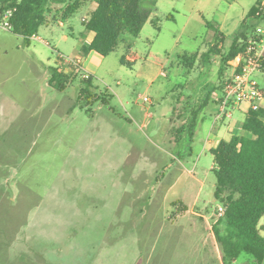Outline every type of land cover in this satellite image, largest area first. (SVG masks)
Segmentation results:
<instances>
[{"label":"rangeland","instance_id":"obj_1","mask_svg":"<svg viewBox=\"0 0 264 264\" xmlns=\"http://www.w3.org/2000/svg\"><path fill=\"white\" fill-rule=\"evenodd\" d=\"M255 1L159 0L157 28L147 20L99 64L76 50L90 3L27 42L0 27V264H256L246 253L224 263L207 230L220 202L204 145L219 53ZM212 43L203 65L180 63ZM60 56L82 68L62 88L49 83ZM228 110L215 130L225 140L245 104Z\"/></svg>","mask_w":264,"mask_h":264},{"label":"trees","instance_id":"obj_2","mask_svg":"<svg viewBox=\"0 0 264 264\" xmlns=\"http://www.w3.org/2000/svg\"><path fill=\"white\" fill-rule=\"evenodd\" d=\"M262 1H255L232 34L228 48L219 53L220 81L217 86L208 90L209 94L214 91L222 93L228 61L245 48L255 28L264 25ZM90 2H95V8L90 11L84 25L87 31L93 33V37L89 44L83 45L82 51L84 54L95 51L103 57L115 51L123 36H138L150 12L156 9V0H0V16L11 10L10 31L24 37L27 42L48 20L64 22ZM163 18L172 19L173 16L167 14ZM157 21L154 18L151 23L156 26ZM215 34V39L217 34L224 35L219 30ZM213 46L214 43L201 53L196 51L180 55V63L192 70L200 57L203 65L210 60ZM56 63L49 83L62 88L61 79L69 80L80 71L71 64L64 65L60 57ZM120 63L130 66L133 61L123 55ZM90 78L91 76L84 80L89 81ZM86 95L92 96L86 88L81 87L79 97ZM192 125L193 123L190 125V135ZM240 128L248 135H232L227 140H220L216 147L209 150L215 176L214 197L223 208V213L212 230L224 263L246 253L254 258L256 264H262L264 236L260 234V229L263 228L260 219L264 217V108L248 109Z\"/></svg>","mask_w":264,"mask_h":264},{"label":"built area","instance_id":"obj_3","mask_svg":"<svg viewBox=\"0 0 264 264\" xmlns=\"http://www.w3.org/2000/svg\"><path fill=\"white\" fill-rule=\"evenodd\" d=\"M264 14V0L261 6ZM12 11H6L0 16V27L10 29L9 17ZM32 37H37L36 34ZM39 38V37H38ZM64 65H73L77 71L81 72L80 62L73 58L60 56ZM232 72L226 77L220 99L218 100L219 110L217 117L231 118L229 108H234L245 104V112L248 109L256 110L260 106L259 100L264 97V90L260 88L253 74H264V25H258L251 37L246 42L245 48L238 53L232 60L228 61ZM91 75L88 71L82 73L84 79ZM241 129V128H240ZM223 208L219 206L218 215L221 216Z\"/></svg>","mask_w":264,"mask_h":264},{"label":"crops","instance_id":"obj_4","mask_svg":"<svg viewBox=\"0 0 264 264\" xmlns=\"http://www.w3.org/2000/svg\"><path fill=\"white\" fill-rule=\"evenodd\" d=\"M158 2H159V0H156V9L155 10H153L152 12H150V14H149V17H148V21H150L151 22V20L153 19V17L155 16V18H157V15H156V12L158 11ZM87 8H89V13H90V11L91 10H93L94 8H95V2H90V4L87 6ZM88 17H89V14H88ZM82 20H85L86 21V19L85 18H83ZM92 37H93V33L92 32H90V33H88L87 34V36L84 38H82L81 39V41H80V43L76 46V50H81L82 51V47H83V45L84 44H89V42L91 41V39H92ZM124 40V39H123ZM130 43L131 42H124L123 43V45H125V47L126 48H129V46H130ZM75 50V51H76ZM86 55V54H85ZM87 55L89 56V59L90 60H92L93 62H94V64H99L100 62H101V57H103L102 55H100V54H98V53H96L95 51H90V52H88L87 53ZM126 58L127 59H129V60H131L132 61V59L134 58V56L133 57H130L129 55L127 56L126 55ZM81 64V63H80ZM81 66V65H80ZM210 84L212 85L213 83H211L210 82ZM209 84V85H210ZM211 85L209 86V88L211 87ZM209 90H211V88L209 89ZM221 94V93H220ZM221 96V95H220ZM220 99V97H218V98H215V100H216V102H217V106H218V110H219V104H218V100ZM259 104H260V106L261 107H263L264 108V97L263 98H261L260 100H259ZM244 113H245V111H243ZM217 115H218V112L215 114V117H214V124H213V127H212V129L211 130H213V133H212V131L208 134V136H207V138H206V141H205V148L207 147V149L208 150H210L211 148H214V147H216L217 146V144H218V142L220 141V140H222V139H224L223 138V136H220V135H218L217 133H216V129H218V128H220V125H223L224 124V119L226 118H224V117H217ZM244 115V114H243ZM238 121H236L235 122V124H229L227 127H226V131L227 132H229V134H230V137L232 136V135H235V134H239V135H244V136H247L248 135V133L247 132H245L244 130H242V129H240V126H237L238 125ZM241 123H239V125H240ZM239 127V128H238ZM211 135H213V137H211ZM229 137V138H230ZM216 222H214L213 223V225L215 224ZM212 225V226H213ZM212 226H210V227H207V230L209 231L211 228H212ZM262 227H264V224H262ZM211 234H212V236H213V238H215L214 240H215V243L217 242V240H216V237H215V235H214V232H213V230H212V232H211Z\"/></svg>","mask_w":264,"mask_h":264}]
</instances>
